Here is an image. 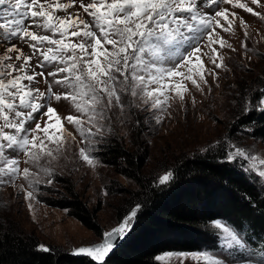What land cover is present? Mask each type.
I'll return each instance as SVG.
<instances>
[{
  "label": "snow or ice",
  "instance_id": "snow-or-ice-1",
  "mask_svg": "<svg viewBox=\"0 0 264 264\" xmlns=\"http://www.w3.org/2000/svg\"><path fill=\"white\" fill-rule=\"evenodd\" d=\"M221 2L228 4L231 0H79V8L90 17L86 20L79 13H68L76 0H0V47L6 48V53L17 52L16 61L23 57V63L17 68L13 63H5L12 60L10 55H0V186L15 180L19 173L18 160L21 153L27 158L25 162L36 168L34 172L24 168L23 178L30 188L34 184L38 185L41 183L40 169L43 167L41 160L45 157L55 160L57 156L54 151L60 153L63 149V133L57 135L60 132L57 128L59 118L53 124L46 123L43 128L36 122L37 114L48 117L49 121L56 116V111L46 104L52 95L51 86L48 97L31 87L35 76H44L45 73L28 74L26 67L31 57L23 54L17 42L27 45L34 54L39 53L43 57L37 67L51 68L47 76L64 74L62 78L55 79L54 83L68 89L63 98L70 100L80 114L79 117L67 116V120L79 131L82 142L87 145L79 150V158L88 166L95 167L98 160L93 153L100 144L106 142L114 123L127 126L135 114L133 108L144 112L151 109L145 123H160L162 116L158 113L164 111L167 100L165 90L175 87L179 96L181 87L178 84L166 85L164 81L184 76L178 69L187 65L190 57L200 53L199 42L205 35L209 45L216 43L212 30L220 27V24L216 21L214 25L213 20L215 17L227 20L229 14L221 9L215 11L213 16L201 9ZM252 2L255 4L257 0ZM233 7L257 15L251 8L239 3V0L233 3ZM61 11L66 15H57ZM26 21L30 23L26 24ZM228 23L230 27L231 22ZM241 24H244L243 20ZM33 28L37 31L31 30ZM41 29L51 35L39 34ZM191 33L195 35L190 36ZM219 43L221 46L225 44L223 40ZM243 46L247 47L246 44ZM215 67L221 68L222 63H215ZM13 72L19 74L13 76ZM191 72L189 69L190 74L186 79L196 85ZM196 73L200 74V69ZM200 80L204 81L202 74ZM25 81L28 83L25 84ZM153 84L158 87L150 88ZM256 91L259 95L255 99L241 97L245 114L251 111L264 113V87ZM129 96L131 99H126ZM161 96H164V100H161ZM55 99L59 101L61 96L57 94ZM41 100L45 103H41ZM44 108L46 111H42ZM31 122H36L35 129L26 127ZM136 124L139 126L140 121L137 120ZM5 129L14 131L6 132ZM50 129H53L51 133ZM39 131L43 132L47 141L57 145L55 150L47 149L37 135H31L29 139L30 134ZM37 140H40L39 145ZM240 157L253 162L257 159L255 156H246L245 151L239 148L226 152L228 161ZM259 163L264 165V160ZM251 169H257V165L252 163ZM257 170L259 177L264 178V170ZM173 178L174 173L168 170L158 178L156 186L169 184ZM53 180L50 174L44 182L52 183ZM35 191L33 188L27 192L25 198L31 200ZM139 207L137 205L116 228L104 233L103 242L78 247L69 254L88 257L95 264H106V257L113 251L115 242L124 239L134 226L132 222ZM209 223L220 225L218 220ZM223 233L224 237L217 235L218 241L227 238L231 243L218 244V249L239 252L246 246L245 234L240 230L225 225ZM213 234L216 235L215 232ZM37 250L51 252V249L43 245L37 246ZM215 252L216 249H203L166 255L177 258L190 256L197 264H235ZM240 264L247 262L242 259Z\"/></svg>",
  "mask_w": 264,
  "mask_h": 264
},
{
  "label": "rangeland",
  "instance_id": "rangeland-1",
  "mask_svg": "<svg viewBox=\"0 0 264 264\" xmlns=\"http://www.w3.org/2000/svg\"><path fill=\"white\" fill-rule=\"evenodd\" d=\"M62 2H68V0H62ZM235 2L236 0H231L228 4L221 2L218 5L205 6L201 9L202 12H209L213 16L215 11L221 9L226 10L229 14L227 20L222 17H215L213 20L214 25L216 21H219L220 24V27H214L212 30L216 43L209 45L207 35L202 40L197 37L200 40L201 51L197 56L190 57V62L187 65L178 69L184 73V76H176L164 81L166 85L178 84L181 87L179 96L176 94L175 87L165 90L167 100L164 104V111L158 113L162 116L160 123L156 124L154 121L151 124L146 123L148 133L145 139L148 146V160L145 172L154 179L166 173L170 159L176 154H192L207 146L226 145L227 151L239 148L245 151L246 156L257 158L254 162L243 157L237 158L235 161L243 165L251 181L264 189V178L259 177L257 170H264V165L259 163L260 160H264V141L251 139L243 132L237 133L235 137L228 136L233 119L231 108L235 103L236 95L239 93L241 95L248 89H259L264 83V0H257L255 4L252 0H239V3L245 4L257 15H252L242 8L233 7ZM68 13H79L82 18L90 19L79 8V0H76L74 6L68 9ZM57 15L63 17L66 13L61 11ZM241 20L244 21L243 25ZM229 21L231 22L230 27ZM27 23L30 21H26ZM31 30L37 31L35 28ZM39 34L51 35L42 29L39 30ZM189 35L192 36L195 33ZM220 40L225 42L223 46L220 45ZM245 44L247 47L243 46ZM17 47L22 50L25 56L31 57V61L26 67L28 74H37L41 71L45 73L44 76L36 75L31 87L38 89L39 92L45 94V97H48L49 86H51L52 95L47 99L46 104L56 111V116L49 121L48 117L37 114L36 122H39L43 128L46 123L53 124L59 118L60 124L57 125V128L60 129V132H57V135L63 133L61 136L63 149L60 153L54 151V155L57 156L55 160L48 157L41 160L40 163L43 165L40 169L41 183L34 184L31 188L23 178V169L29 168L34 172L36 168L25 162L27 158L22 153L19 155V173L15 180L10 184L0 186V222L13 223L24 233L35 234L40 240V245L46 247H59L63 251L71 252L79 246L94 245L101 242L103 237L95 236L78 221L69 217L66 211L51 208L39 202L36 198V191L31 200L25 198L26 193L32 191L33 188L37 190L40 185L52 188L53 182H44L50 174L53 176L69 175L82 199L90 207L100 206L97 218L104 234L116 228L136 208V202L131 193L136 191L137 187L132 181L114 173L111 168L99 162L95 167H91L80 160L79 150L87 145L82 142L76 126L67 120L69 115L79 117L80 114L76 112L70 100L63 98L68 89L54 83L55 79L62 78L64 74L61 73L55 77L47 76V72L52 69L37 67L43 59L39 53L34 54L32 49L23 43L17 42ZM4 54L12 57V60L5 63H13L17 68L23 63V57L20 61L15 60L17 52L6 53V48L0 47V55ZM213 61L222 63V67L217 69ZM189 69L192 70L191 74L197 82L196 85L186 79V76L190 74ZM197 69H200L204 81L200 80V74L196 73ZM18 74L12 73L13 76ZM149 87L155 89L158 86L153 84ZM57 94L61 96L59 101L55 99ZM160 98L164 100V96ZM40 102L45 103L44 100ZM42 111H46V108ZM132 112L139 113L144 117L145 122L151 109L149 112H144L133 108ZM36 122H31L26 127L35 129ZM112 127L115 129L113 132L118 133L124 144L129 145L128 125L125 127L120 123H114ZM5 131L12 132L14 130L5 129ZM51 131L53 129H50V133ZM31 135H37L40 140H43L47 149H56L57 145L47 141L42 131L33 132L29 135V139H31ZM40 140L36 141L38 145ZM95 153L93 154L96 156ZM11 155L15 156L16 153H11ZM252 163L257 165V169H251ZM111 185H113V189L110 190ZM123 189L131 191V193L124 192ZM224 226V223H220L219 226L214 225L216 235L213 234L212 243L203 249H216L217 252L214 254H222L224 258L234 261L235 264H240L242 259L247 264H264V257L254 255L246 250V246L239 252L232 249H218V244L231 243L227 238L219 241L217 239V235L225 236ZM166 254L168 253L157 256L160 259L157 260L156 257L153 264H197V261L190 256L177 258L169 257Z\"/></svg>",
  "mask_w": 264,
  "mask_h": 264
},
{
  "label": "trees",
  "instance_id": "trees-1",
  "mask_svg": "<svg viewBox=\"0 0 264 264\" xmlns=\"http://www.w3.org/2000/svg\"><path fill=\"white\" fill-rule=\"evenodd\" d=\"M256 90L236 95L229 137L243 132L251 139L264 141V113L245 114L241 100L244 96L255 99L259 95ZM127 125L129 145L111 127L106 142L95 153L100 164L134 183L136 191L123 190L131 193L136 206H140L134 226L106 259V264H153L161 254L202 250L212 243L214 225L209 222L217 220L243 232L246 250L264 257V189L250 180L243 165L226 159V145L172 156L167 171L171 170L174 178L169 184L156 186L158 178L145 172L148 127L144 117L135 112ZM53 177L52 188L41 185L37 188V200L66 211L69 217L102 238L97 218L100 206L90 207L69 175ZM40 244L35 234L24 233L13 223L0 222V264H95L88 257L72 256L59 247H48L49 253L38 251Z\"/></svg>",
  "mask_w": 264,
  "mask_h": 264
},
{
  "label": "water",
  "instance_id": "water-1",
  "mask_svg": "<svg viewBox=\"0 0 264 264\" xmlns=\"http://www.w3.org/2000/svg\"><path fill=\"white\" fill-rule=\"evenodd\" d=\"M101 242H103V239H102V241ZM101 242H98V243H96V244H99V243H101ZM121 242V240H117L116 242H115V247H114V249H113V251L109 254V256L115 251V249L118 247V245H119V243ZM96 244H94V245H96ZM89 246H92V245H89ZM79 247H81V246H79ZM78 248V247H77ZM76 249V248H75ZM108 256V257H109ZM82 257V256H81ZM108 257H106V259L108 258Z\"/></svg>",
  "mask_w": 264,
  "mask_h": 264
}]
</instances>
